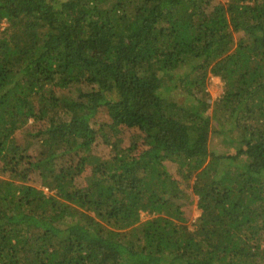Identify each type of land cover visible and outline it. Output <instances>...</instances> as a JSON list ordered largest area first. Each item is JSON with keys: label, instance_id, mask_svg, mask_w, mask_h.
Listing matches in <instances>:
<instances>
[{"label": "trees", "instance_id": "obj_1", "mask_svg": "<svg viewBox=\"0 0 264 264\" xmlns=\"http://www.w3.org/2000/svg\"><path fill=\"white\" fill-rule=\"evenodd\" d=\"M0 264H264V0H0Z\"/></svg>", "mask_w": 264, "mask_h": 264}, {"label": "rangeland", "instance_id": "obj_2", "mask_svg": "<svg viewBox=\"0 0 264 264\" xmlns=\"http://www.w3.org/2000/svg\"><path fill=\"white\" fill-rule=\"evenodd\" d=\"M219 1H221V0H215V2H219ZM208 90L211 93L213 99L218 97L222 92L221 82L217 81V79H215V78H211V84L208 87ZM69 92L70 91H68L67 93H69ZM173 95L177 98V100H182L184 98V96H182L179 91L173 93ZM33 127H35V123H33L32 121H29L26 128H33ZM224 135H227V133H225ZM19 139H22V137H19ZM210 148L214 149L215 151H218V152H222L223 150H227L225 148V145L222 143V141H219L216 137L211 139ZM227 148H229L228 145H227ZM170 169H171V171L174 172L175 167L170 166ZM192 206L194 208L190 209L191 219L196 218L199 215V211H200L195 204H193ZM141 217H142V219H146L148 217V215L145 212H142Z\"/></svg>", "mask_w": 264, "mask_h": 264}]
</instances>
